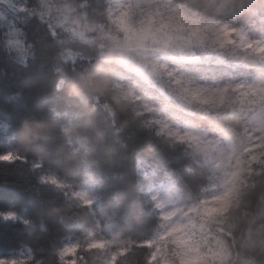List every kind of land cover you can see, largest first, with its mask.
Returning <instances> with one entry per match:
<instances>
[{"label": "snow or ice", "instance_id": "obj_1", "mask_svg": "<svg viewBox=\"0 0 264 264\" xmlns=\"http://www.w3.org/2000/svg\"><path fill=\"white\" fill-rule=\"evenodd\" d=\"M71 12L61 0H0V52L27 62L39 49L54 52L58 41L71 39L70 45L59 49L63 68L57 65L52 71V77L64 84L66 74L87 69L103 54V48H89L80 25L70 22ZM80 12L85 19L90 13L101 16V29H109L108 43L115 45L128 59L118 83L126 90L128 106L133 107L137 116L148 117L161 133L177 142L196 134L181 133L179 127L173 128L169 121L156 118L157 113H183L194 103L224 94L231 88L253 91L246 83L230 82L232 73L242 67L239 61L251 57H259L264 66V33L250 35L256 31L257 23L264 27V0H197L190 6L174 0H84ZM222 16L228 17V22L222 21ZM209 53L215 58L207 55ZM189 68L201 71L193 74L186 71ZM126 78L135 82L134 87L155 90L161 103H143L134 87L125 85ZM221 78H225L223 84ZM101 86L103 81H98L97 87ZM54 91L65 100L56 84ZM106 103L107 98L99 99L93 102L92 110L100 109L115 117V111L104 110ZM68 106L65 116L76 111ZM253 114V123L264 131V101L254 107ZM19 125L0 123L3 134L0 142L7 143L12 137L18 139ZM195 146L216 174L218 183L214 194L186 207L169 206L158 196L151 195L152 205L160 212L164 225L152 238L141 241L120 237L110 241L100 239L96 236L97 230L108 229L111 223L94 221L83 238L63 246H57L48 225L40 231L37 222L55 217L67 227L69 222L81 221L82 210L92 208L88 193L46 175L47 169L40 163L45 159L42 155L45 149L39 144L32 149L38 159L31 161L21 154L24 150L20 147L0 153V162L28 164L37 184L62 191L68 201L66 207L60 208L66 210L54 215L46 207L47 202L37 197L38 189L34 186L0 192V199L10 198L20 204L18 212H0V221L13 228L22 227L21 239L17 241L18 255L23 253L21 256L26 257L0 258V264H87L83 253H92V250L103 251L104 264H126L127 255L139 250H145L144 264H240L244 255L254 251L253 234L251 230L237 232L225 225L240 209L243 195L255 186V178L264 176V137L249 141L241 149L222 147L206 137H198ZM29 204L31 210L27 207ZM6 243L0 237V248Z\"/></svg>", "mask_w": 264, "mask_h": 264}, {"label": "trees", "instance_id": "obj_2", "mask_svg": "<svg viewBox=\"0 0 264 264\" xmlns=\"http://www.w3.org/2000/svg\"><path fill=\"white\" fill-rule=\"evenodd\" d=\"M83 2L84 0H61L62 4L72 9L78 16H82L80 4ZM174 2L190 6L197 0H174ZM220 19L228 22L226 16ZM84 20L90 25L100 26L103 18L98 14L90 13ZM262 33L264 27L257 23L256 31L250 35L258 36ZM72 42L69 39V43L63 47ZM97 43L96 39L94 43L87 44L90 49L99 50ZM51 54L50 49L42 48L35 52L30 60L21 62L8 53L0 52V123L7 121L10 125L18 126L23 119H46L57 126L63 125L85 131L90 136H95L97 132L103 134V147L92 144L90 148L84 146L75 149L79 156V167L76 172H69V162L63 159L47 158L48 156L42 154L45 159L40 161L47 169V173L73 182L81 189L89 190L88 195L93 204L86 212H90L93 221L111 223L110 228L97 230L98 238L110 241L120 237L141 241L154 237L163 229L160 212L153 207L142 186V176L136 166V158L139 156H147L157 167L173 173L194 200L214 194L216 179L211 171L196 159L189 147L159 132L157 127L149 122L148 117L137 116L132 106L117 111L115 117L100 109L94 110L90 116L84 115L79 110L72 112L70 116H65L64 113L69 111V106L64 99L59 98V93L54 91L55 84L59 89L63 84L59 79L55 80L52 77L53 70L46 59ZM59 67L63 68L62 65ZM192 69L186 71L193 74L200 73V70L195 73ZM256 72L263 73L264 70L243 66L232 73L233 82L250 78ZM114 76L119 83L121 78L116 76L115 70ZM224 79L221 78L220 83L223 84ZM124 83L129 85V79H125ZM137 88L141 89L139 86ZM141 98L143 103L152 101L142 94ZM110 107L111 105L108 104L107 107L104 106V110ZM201 111L194 108L196 118L192 121L211 130L213 135L217 131L216 126L227 129L226 133L235 136L237 135L234 132L241 133L245 126V117L241 115L227 111L215 114V111L211 110L208 112L210 118L203 120L199 117ZM212 115L218 116L219 121L212 119ZM2 136L3 134L0 133V137ZM18 147V139L12 137L7 143L0 142V153ZM105 148L113 149L112 153H107ZM21 154L29 161L38 159L37 153L33 150H24ZM19 186H34L38 189L36 195L47 202L48 210L52 207L64 208L68 205L62 191L36 183L35 173L30 170L28 164L17 162L12 165L0 162V192L16 191ZM27 207L31 210V204ZM19 208V202H14L10 198L0 199V212H18ZM228 222L237 232L251 230L253 234L254 251L244 255L240 264H264V176L255 178V186L250 187L243 195L240 209L228 219ZM47 225L57 246L76 241L84 234L78 222H69V226L65 227L55 217L46 218L45 222L38 221L36 227L43 231ZM21 232V226L13 228L0 221V237L8 242L0 248V258L19 252L17 241L21 239ZM144 252L145 250H139L127 255L126 264H144ZM118 260L124 261L125 258Z\"/></svg>", "mask_w": 264, "mask_h": 264}, {"label": "rangeland", "instance_id": "obj_3", "mask_svg": "<svg viewBox=\"0 0 264 264\" xmlns=\"http://www.w3.org/2000/svg\"><path fill=\"white\" fill-rule=\"evenodd\" d=\"M79 18V19H78ZM69 20L71 23H78L80 25V31L85 34L87 37L86 43H94L96 39L98 40V47L99 49L103 48L108 44L107 36L109 33V29L105 27L101 29L100 26L90 25L86 20H84L83 15L78 16L76 15L73 10L70 13ZM91 27L92 31H88V28ZM207 55H213L211 53ZM213 58L215 56L213 55ZM259 57H251L249 60H241L239 63L245 67H251L256 69H263L264 66H261L259 62ZM243 61V62H242ZM128 59L126 58L125 66L115 69V74L117 77L122 78L124 75V69L128 66ZM243 63V64H242ZM199 69L193 68L192 71L197 73ZM201 71V70H200ZM127 79V78H126ZM230 82H233L230 81ZM246 83L247 85L251 86L253 91L244 92L240 89L231 88L226 91V93L209 97L205 99L201 103H194L190 109H186L183 113H177L175 111L168 112L162 111L157 113L156 118L165 119L169 121L173 128L179 127L181 133H195V136H189L186 140L182 141L189 149L191 150L192 154L196 157V159L203 165H205L213 174L214 178L217 181L216 174L212 170L209 164H207L204 159L199 155L197 148L195 146V141L198 137H206L212 141L218 142L221 144L222 147H229L235 146L236 149L243 148L249 141H257L260 140L261 137H264V131H262L256 124L253 123L255 119L253 114L254 107L264 101V72L258 73L256 72L254 76L250 78H243L239 81L233 83ZM128 87H134L135 82L129 79ZM222 84V83H221ZM138 89L137 86L134 87V90L137 91V95L141 96L145 95L152 99V101L144 103L152 104V105H159L161 103V99L159 94L153 89H147L140 87ZM194 108L201 109L202 111L199 113V117L203 120H207L210 118L211 115H208V112L213 110L215 114L225 113V111L241 115L245 117V126L241 133H236L237 136L226 133L227 129L223 127L216 126V133L213 135L211 130L205 128L204 126H199L197 123H194L192 120L196 118L194 113ZM215 121L218 120V116L212 115L211 117ZM215 127V126H214ZM159 130V129H158ZM160 132V130H159ZM244 133V134H243ZM243 134V135H242ZM166 135V134H164ZM167 136V135H166ZM175 140V139H174ZM136 166L140 175L142 176V183L144 186V191L148 194V198L150 199L151 195H156L159 199L165 201L169 206L173 204H177L180 207H186L191 203H195L198 200H194V198L190 195L187 191L186 187L174 176L173 173L161 169L157 167L152 159L147 156H139L136 158ZM160 173H159V170ZM46 175L54 176L56 179L61 181L65 184L72 185L74 190L85 191L89 194L88 189H81L77 187V185L73 182L66 181L46 172ZM159 179H158V178ZM218 183V181H217ZM91 199V198H90ZM151 200V199H150ZM87 210V209H86ZM83 210V219L78 223L83 228L85 232L87 228L91 227L94 223L90 212H86ZM226 227H230L228 221H226ZM83 238V236L81 237ZM75 242V241H73ZM72 243V242H70ZM69 244V243H65ZM63 244V245H65ZM62 245V246H63ZM23 253L18 255V252L4 256L6 258H15V259H26L25 256H21ZM83 255L87 258V264H104L105 256L102 250H92V253L85 252ZM1 257V258H4Z\"/></svg>", "mask_w": 264, "mask_h": 264}, {"label": "clouds", "instance_id": "obj_4", "mask_svg": "<svg viewBox=\"0 0 264 264\" xmlns=\"http://www.w3.org/2000/svg\"><path fill=\"white\" fill-rule=\"evenodd\" d=\"M88 31H92V28L89 27ZM68 43V39L58 41L57 51L52 52L46 58L53 71L57 65H60L59 49ZM125 61L126 57L119 52L118 48L108 43L98 62L85 70L66 74L63 87L59 91L72 108L81 111L86 116L93 114V102L102 98L110 101L105 104L106 107L108 104L111 105L110 111H120L128 106V102L125 96L126 90L118 86L114 70L124 67ZM98 81H103V86L97 87ZM17 136L19 147L25 151L32 150L34 145L39 144L45 149L42 154L68 161L69 172L78 171L79 156L75 152L77 147L88 146L90 148L92 144L104 146V137L100 132H97L95 136H90L85 131L63 125L57 126L46 119L21 120ZM105 151L111 154L113 149L105 148ZM63 210L66 209L53 208L51 212L59 215Z\"/></svg>", "mask_w": 264, "mask_h": 264}]
</instances>
